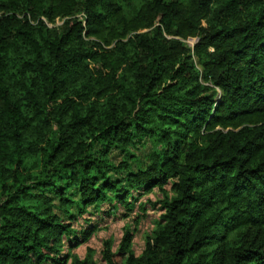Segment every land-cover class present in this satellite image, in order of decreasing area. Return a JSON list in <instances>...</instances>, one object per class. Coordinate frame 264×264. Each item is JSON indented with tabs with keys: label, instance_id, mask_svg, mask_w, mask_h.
Segmentation results:
<instances>
[{
	"label": "trees",
	"instance_id": "16d2710c",
	"mask_svg": "<svg viewBox=\"0 0 264 264\" xmlns=\"http://www.w3.org/2000/svg\"><path fill=\"white\" fill-rule=\"evenodd\" d=\"M168 181L104 264H264V0H0V264H94L77 218Z\"/></svg>",
	"mask_w": 264,
	"mask_h": 264
},
{
	"label": "rangeland",
	"instance_id": "374dc122",
	"mask_svg": "<svg viewBox=\"0 0 264 264\" xmlns=\"http://www.w3.org/2000/svg\"><path fill=\"white\" fill-rule=\"evenodd\" d=\"M60 25L59 18H55L52 23H46L48 28L58 29ZM193 42L194 40H187L184 44L191 46ZM150 151L151 145L148 141L133 149L141 166L148 163L147 155ZM121 158L122 154L117 151H111L109 154L113 164L120 162ZM132 168H135L134 165ZM121 176L115 175L114 178L119 179ZM129 194L127 207L116 202H112L111 205L101 204L96 208L88 207L87 213L77 218L72 229L76 232H89L88 238L73 250L77 259L87 257L94 264H104L101 257L103 243L110 242L112 250L115 251L124 230H128L131 235L133 254L136 257L141 254L146 238L151 237L161 223L163 209L160 202L163 198L171 197L170 181L161 189L154 188L148 194L139 190H133ZM63 240L66 243V239Z\"/></svg>",
	"mask_w": 264,
	"mask_h": 264
}]
</instances>
